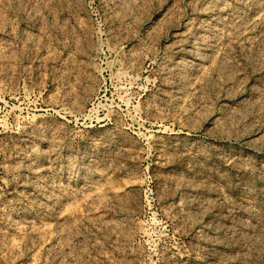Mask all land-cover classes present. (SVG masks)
I'll return each instance as SVG.
<instances>
[{
	"label": "rangeland",
	"instance_id": "1",
	"mask_svg": "<svg viewBox=\"0 0 264 264\" xmlns=\"http://www.w3.org/2000/svg\"><path fill=\"white\" fill-rule=\"evenodd\" d=\"M0 39V264H264V0H6Z\"/></svg>",
	"mask_w": 264,
	"mask_h": 264
},
{
	"label": "bare ground",
	"instance_id": "2",
	"mask_svg": "<svg viewBox=\"0 0 264 264\" xmlns=\"http://www.w3.org/2000/svg\"><path fill=\"white\" fill-rule=\"evenodd\" d=\"M6 2V0H0V7L2 6V5H4V3ZM243 6V5H242ZM255 8V7H254ZM218 10H219V8H218ZM223 10V9H222ZM222 10H219V11H222ZM259 10V9H258ZM35 14V13H34ZM216 14V13H215ZM219 14V13H218ZM233 16V15H232ZM215 17V16H214ZM222 17V16H221ZM233 18V17H232ZM232 18H229L230 20H232ZM2 20V19H1ZM233 22H234V20H232ZM231 21V22H232ZM220 23V22H219ZM230 24V23H229ZM229 27V26H228ZM6 32H5V35L7 36V38H11L12 36H13V32L11 31V29H6L5 30ZM23 33V32H22ZM194 34H195V32H194ZM199 35H197L196 36V39H199V41L198 42H204L205 41V36L203 35V34H201L200 32L198 33ZM205 34V33H204ZM192 35V34H191ZM29 36L27 35V33H23L22 34V39H23V44H26V40H28L29 38H28ZM191 37V36H190ZM189 39V38H188ZM186 41V40H185ZM197 41V40H196ZM187 42V41H186ZM29 43H30V45H33L34 43H35V40L34 39H32V40H29V42H28V45H29ZM183 43V42H182ZM194 43H195V41L192 39L188 44H186L185 46H180L179 47V49L176 51L178 54H182V53H191V54H193V53H195L196 52V47L198 48V44L196 43V47H195V45H194ZM206 44V43H205ZM204 43L202 44V47L200 48V51L201 52H203V51H206L207 50V48H204V46L203 45H205ZM208 44V43H207ZM24 46V45H23ZM201 46V45H200ZM21 47V46H20ZM31 48H32V46H31ZM11 51V48H10V46H9V43H7L6 42V40L4 39V40H2V39H0V56L1 55H3V57H1L0 58V63L2 64V65H8V64H10V63H8L9 62V57H8V55H7V53L8 52H10ZM197 51H199V50H197ZM200 52V53H201ZM200 53H196V55H197V57H195V62H194V64H196V65H199L200 63L198 62L199 60H200V58H199V56H198V54H200ZM204 53H206V52H204ZM40 54H42V53H40ZM202 54V53H201ZM205 55V54H204ZM42 56V55H41ZM192 56H194V55H192ZM202 56V55H201ZM180 60H178V62H179ZM194 61V60H193ZM192 61V62H193ZM179 64V63H178ZM203 64V63H202ZM4 88V87H3ZM74 104V103H73ZM76 109H78V108H76ZM25 195V194H24ZM24 197V196H23ZM26 197V196H25ZM109 225V224H108Z\"/></svg>",
	"mask_w": 264,
	"mask_h": 264
}]
</instances>
